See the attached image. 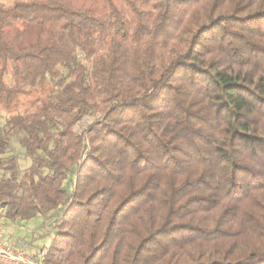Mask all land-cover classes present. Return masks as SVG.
<instances>
[{"label":"trees","instance_id":"obj_1","mask_svg":"<svg viewBox=\"0 0 264 264\" xmlns=\"http://www.w3.org/2000/svg\"><path fill=\"white\" fill-rule=\"evenodd\" d=\"M0 109L41 264H264V0L0 3Z\"/></svg>","mask_w":264,"mask_h":264},{"label":"rangeland","instance_id":"obj_2","mask_svg":"<svg viewBox=\"0 0 264 264\" xmlns=\"http://www.w3.org/2000/svg\"><path fill=\"white\" fill-rule=\"evenodd\" d=\"M19 1V0H0V3L6 6H9L11 4H13L14 2ZM23 1H28V0H23ZM141 4H143V6H145V8H151L152 7V2L154 0H138ZM50 90H52V86L48 85V87L46 88L45 92L49 93ZM32 97L38 96L39 94L42 93V90H38V89H33L32 92ZM8 118V114L6 113L5 110L0 109V128L5 124L6 120ZM95 118V115H88L86 117H84V119L76 126V131L77 132H81L84 129H86L89 124L93 121V119ZM8 157L14 156L16 158L19 159V163L21 165V169L25 170L26 168L29 167L30 162L25 158L24 156V152L22 150L21 147H19V145L15 142L12 141L11 145H10V150L7 153ZM69 186V185H67ZM40 221V220H39ZM39 235L40 238L35 239V241L32 240V242L30 241V237L27 239L29 244L31 243H37L34 247L31 246V250L32 253L34 252L35 254H38L40 248L44 247V250L46 249V247L49 244L50 238H48V229H43V230H39ZM46 233V234H45ZM43 235H47L45 238H42L41 236ZM41 239L40 242H38V240Z\"/></svg>","mask_w":264,"mask_h":264},{"label":"crops","instance_id":"obj_3","mask_svg":"<svg viewBox=\"0 0 264 264\" xmlns=\"http://www.w3.org/2000/svg\"><path fill=\"white\" fill-rule=\"evenodd\" d=\"M38 219L35 222H28V223H17V224H10V225H3V231H4V240L7 245L11 246H20L24 243H29L28 238L30 237V241H34L35 239L40 238L39 232H38V225L40 223ZM41 239L38 240L40 242ZM33 245L37 244L32 243ZM43 248V247H42ZM32 254V252H31ZM33 256V254H32ZM34 257V256H33ZM38 264H41L39 262V259H35Z\"/></svg>","mask_w":264,"mask_h":264},{"label":"built area","instance_id":"obj_4","mask_svg":"<svg viewBox=\"0 0 264 264\" xmlns=\"http://www.w3.org/2000/svg\"><path fill=\"white\" fill-rule=\"evenodd\" d=\"M46 254L43 251L40 257ZM0 264H38L30 251V245L24 243L20 246L7 245L4 240L3 225L0 222Z\"/></svg>","mask_w":264,"mask_h":264}]
</instances>
